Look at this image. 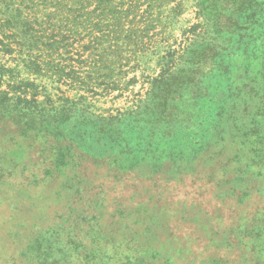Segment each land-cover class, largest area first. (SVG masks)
<instances>
[{"label": "rangeland", "instance_id": "obj_1", "mask_svg": "<svg viewBox=\"0 0 264 264\" xmlns=\"http://www.w3.org/2000/svg\"><path fill=\"white\" fill-rule=\"evenodd\" d=\"M128 3L57 17L42 74L0 13V264H264V0ZM95 45L114 51L100 85ZM87 109L137 112L113 134Z\"/></svg>", "mask_w": 264, "mask_h": 264}, {"label": "trees", "instance_id": "obj_2", "mask_svg": "<svg viewBox=\"0 0 264 264\" xmlns=\"http://www.w3.org/2000/svg\"><path fill=\"white\" fill-rule=\"evenodd\" d=\"M141 1L142 0H130V3L128 4L130 6L138 8L137 6L141 4ZM93 2H95L96 5L95 8L91 10L90 6ZM123 3L124 0H0V13L1 17H22L24 19L23 26H26V32L35 33L34 37L32 38H34L37 43L35 45H28L30 47L29 58L27 59L26 64L27 67L32 66L36 68L35 71L37 74H42L43 71L46 72L50 71V69L53 70L54 66L58 69L59 63H55V60H58V58L54 55V49L57 43L56 37H58V34H55V24L57 17H66V19H68L69 17H109V15L111 17H116L121 13L119 7ZM204 14L206 15V13ZM38 17H42V20L38 23L40 27L36 28L34 24L37 23ZM105 22L106 21L103 19L99 20L98 23L104 27H102L99 32H101V30L102 32L106 31ZM106 27L110 29V31L108 32L109 34H118V29L122 28V26H116L115 23H113V26L107 24ZM109 29H107V31ZM115 45L118 46L117 44ZM98 46L99 45L93 46V51L89 56V59L91 60V70L89 71L88 77L92 80V82H96L94 84H97V80H99V78L105 76L101 73L102 70H105L106 68L104 64L114 62L111 57L112 53H114V51L111 50L112 46L110 45L109 49L99 53ZM31 47H36L38 51L36 52L35 48ZM208 50H215V48L211 45H199V52H208ZM200 65L201 64H199V67ZM64 71L66 70L64 69ZM158 83H160V80L156 79L153 84L151 83V87H149V90H147V87L143 85L146 98L141 100V102H146L147 97H149L152 92L157 90L158 86L160 85ZM125 88L126 90H128L129 85L125 86ZM86 111L90 114L94 122L100 121V123L106 124L110 127V129H112V133L114 134L115 132H117L115 131L117 123L119 121H123L124 119L133 117L136 114L137 109L131 111L125 109L124 111H120L117 115L109 114L107 116L101 114L97 115L96 112L92 110L90 111L88 109ZM261 230H263L264 233V228ZM248 232L249 231L247 230L246 233ZM251 232H254V234H251L249 232V234H251L249 235L250 239H253L254 236H257L259 234L262 235V237L261 240L257 242L258 245L255 243L254 239L250 241L251 247L249 251L253 256L249 258V261H253L256 255H260L259 259H262L264 258V234H261V231ZM33 246L41 248V243H38V241H36V244ZM209 259L210 260H207L205 264H247L248 262L247 258L241 260L238 257L234 258L233 260L219 259L218 256Z\"/></svg>", "mask_w": 264, "mask_h": 264}]
</instances>
